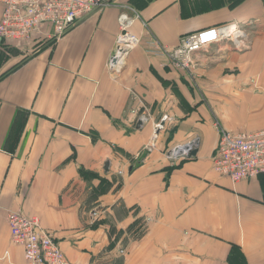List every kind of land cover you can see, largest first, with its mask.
Returning <instances> with one entry per match:
<instances>
[{
    "label": "crops",
    "instance_id": "0c3cea01",
    "mask_svg": "<svg viewBox=\"0 0 264 264\" xmlns=\"http://www.w3.org/2000/svg\"><path fill=\"white\" fill-rule=\"evenodd\" d=\"M109 3L58 40L0 41V264H27L8 212L37 217L70 264H264V176L234 183L211 161L217 124L264 130V0ZM124 15L141 45L110 69ZM233 23L249 48L188 70L150 45ZM195 140V158L170 155Z\"/></svg>",
    "mask_w": 264,
    "mask_h": 264
},
{
    "label": "built area",
    "instance_id": "2783aa9c",
    "mask_svg": "<svg viewBox=\"0 0 264 264\" xmlns=\"http://www.w3.org/2000/svg\"><path fill=\"white\" fill-rule=\"evenodd\" d=\"M1 2L4 4V11L0 20V41L24 43L32 42L46 26L53 29L50 39L58 40L71 28L110 4V0H1ZM135 21V18L127 15L120 18L121 34L117 41L116 54L118 49L121 50L115 69L122 66L129 52L141 45V40L129 33ZM150 45L156 53L167 54L175 66L188 70L193 67L195 55L205 53L212 47L230 45L237 51L248 49L249 37L242 26L233 23L185 36L172 51H168L156 41L150 42ZM109 67L113 69L112 60ZM132 113L137 115L136 111ZM141 120H147V116L143 115ZM217 128L220 138L211 158L214 172L234 183L264 176V130L230 132L219 125ZM7 221L12 243L23 248L27 264H70L56 243L54 235L41 228L37 217L8 212Z\"/></svg>",
    "mask_w": 264,
    "mask_h": 264
},
{
    "label": "water",
    "instance_id": "95a60500",
    "mask_svg": "<svg viewBox=\"0 0 264 264\" xmlns=\"http://www.w3.org/2000/svg\"><path fill=\"white\" fill-rule=\"evenodd\" d=\"M120 50L121 49H118V54H116L112 58L113 69H115L114 67H116L118 63V60L120 57L119 55ZM140 124H142V122H140ZM198 146H199V141L195 140L194 142H192L191 144L187 146L175 148L172 153L176 157H184V158L192 159V158H195L198 154Z\"/></svg>",
    "mask_w": 264,
    "mask_h": 264
},
{
    "label": "rangeland",
    "instance_id": "374dc122",
    "mask_svg": "<svg viewBox=\"0 0 264 264\" xmlns=\"http://www.w3.org/2000/svg\"><path fill=\"white\" fill-rule=\"evenodd\" d=\"M188 86H187V88H189V90H191L192 89V83L190 82V83H188L187 84ZM219 124H217V126H218ZM222 128V127H221ZM223 129V128H222ZM173 152V151H172ZM172 152H170V155H171V153ZM172 157H173V155H171ZM175 158H177V157H175ZM179 158V157H178Z\"/></svg>",
    "mask_w": 264,
    "mask_h": 264
}]
</instances>
